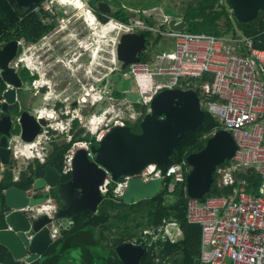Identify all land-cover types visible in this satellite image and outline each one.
Instances as JSON below:
<instances>
[{
    "label": "built area",
    "instance_id": "obj_1",
    "mask_svg": "<svg viewBox=\"0 0 264 264\" xmlns=\"http://www.w3.org/2000/svg\"><path fill=\"white\" fill-rule=\"evenodd\" d=\"M62 5H72L69 0H59ZM81 5L82 0H79ZM49 3L45 0L35 5L34 10L47 9ZM78 7V6H76ZM130 16L126 22L112 17L99 26V33L105 34L108 46L110 70H121V62L117 58L116 47L122 33L148 32L149 45H154L156 36L171 40L173 46L168 51L147 52L146 60H139L127 65V72L135 81L137 99L140 104L146 105L153 95L164 88L179 87L193 89L199 97L200 107L208 112L220 125L231 133L236 149L233 156L215 169L216 185L219 188H228V192L210 194L205 198H189L187 202L186 218L190 223L200 225L199 264H264V48L255 46L253 36L242 33L216 36L202 32L169 29L167 23L170 15L155 9H133L122 5ZM229 12L231 8L229 7ZM161 17L156 21L157 15ZM151 19L153 23L146 19ZM91 19V16L89 17ZM50 20V18H46ZM114 26V27H113ZM117 28L112 35L106 34ZM264 31V22L262 24ZM256 36V35H254ZM5 41L0 40V47ZM21 52L10 65L22 67L23 45L18 40ZM148 47V46H147ZM147 49V48H146ZM146 51V50H145ZM6 89L2 90V92ZM0 94V113H3L2 103L5 101ZM111 93L108 104L100 113L90 118L88 123L78 125L83 129L82 136L89 134L99 141L111 125L134 123L141 117L133 102L130 103L132 113H124L125 105L118 106V115L110 118L108 111L114 107ZM129 109V110H130ZM51 113L43 108L37 109V115L49 116ZM15 116L14 120H17ZM95 124V125H93ZM13 125V124H12ZM71 127V126H70ZM70 127L65 132V140L69 141L72 133ZM57 124L49 123L42 127L31 142H24L19 131L8 137V147L11 158L15 161L22 158H35L44 162L48 154L46 146L37 150L36 145L44 140L50 143L57 131ZM77 128L74 130L76 131ZM214 129L213 131H215ZM212 131V132H213ZM88 141H75L65 152L61 174H68L71 170V159L77 147H85L88 155ZM3 164L0 162V170ZM251 170L260 176L258 192L250 190L247 179L242 176ZM183 171L187 172L186 160L172 164L166 171L156 164H149L135 174L143 181L170 175L173 181L180 180ZM13 180L18 179L19 171L13 170ZM134 176V175H133ZM130 176H121L112 181L107 173L99 191L103 197L111 190L113 196L120 195ZM45 212L52 216L56 206L48 198L45 203L28 206L22 210ZM67 228V227H64ZM63 228V229H64ZM61 230L57 226L50 229L52 241L60 236ZM182 229L176 219H163L158 225L142 228L138 235L128 241L139 244L144 250L149 249L156 264H170L167 256L160 255L162 245L166 242L176 243L183 236ZM25 264H28L24 262Z\"/></svg>",
    "mask_w": 264,
    "mask_h": 264
},
{
    "label": "water",
    "instance_id": "obj_2",
    "mask_svg": "<svg viewBox=\"0 0 264 264\" xmlns=\"http://www.w3.org/2000/svg\"><path fill=\"white\" fill-rule=\"evenodd\" d=\"M12 1V0H9ZM22 8H29L38 0H14ZM231 8L234 19L245 23L258 15L264 18V0H225ZM100 11L108 12L110 5L101 1ZM169 29L181 30L187 23L179 17H172L167 23ZM144 32L122 33L116 47L120 68L140 60L139 54L146 50ZM19 46L15 38L5 41L0 47V77L6 85L2 92L4 102L0 115V162L14 163L8 147V137L13 122L19 127L21 140L31 142L46 124L44 118H36L27 104L29 93L24 88L22 77L10 62L17 55ZM18 119H13L11 106ZM206 112L200 107L199 97L193 89L179 87L157 91L149 101L148 110L139 121V130L133 131L129 124L111 125L96 144L89 145L91 155L85 147H77L71 159L69 177L53 165L46 164L41 176L36 177L29 189L10 186L3 192L4 227L0 228V245L13 260L31 263L37 260L53 242L50 229L57 226L62 230L71 226L73 215L84 210L96 212L104 197L99 191L107 173L112 181L121 176H130L124 191L117 199L130 204L150 198L166 190L160 179L143 181L135 174L149 164L161 165L171 156L173 149L186 137L187 131L196 128L205 118ZM236 149V142L225 129L213 131L204 146L186 156L190 169L185 175V192L189 198L201 199L210 191L213 172L225 160L230 159ZM134 175V176H133ZM173 181V179H171ZM56 202L54 215L35 210H22L28 206L45 203L47 199ZM123 264H139L144 247L124 241L114 247ZM59 264V263H57ZM84 264V263H81ZM170 264H178L171 261ZM194 264H199L195 258Z\"/></svg>",
    "mask_w": 264,
    "mask_h": 264
},
{
    "label": "trees",
    "instance_id": "obj_3",
    "mask_svg": "<svg viewBox=\"0 0 264 264\" xmlns=\"http://www.w3.org/2000/svg\"><path fill=\"white\" fill-rule=\"evenodd\" d=\"M97 1H106L111 10L107 16H102L106 21L112 17L119 21L126 22L130 16L129 12L122 8V0H91L90 4L96 7ZM163 6V11L171 17H180L186 23L185 30L190 32H202L206 34L236 35V29L240 30L246 36H253L255 46L264 48V31L262 24L264 18L258 15L255 19L241 23L234 19L232 13L226 7L225 0H170ZM160 0H146V4L140 6L141 9L159 5ZM180 3V4H179ZM229 7V5L227 4ZM27 10L19 7L15 2L9 0H0V40L8 41L11 38H37L47 27L42 26L37 13L33 12L32 26L30 32L26 26L24 14ZM153 23L151 19H146ZM18 23V24H17ZM16 24L15 28L13 26ZM256 35V36H254ZM146 44L149 45L150 33L145 32ZM160 40V36L154 38L153 44ZM140 60H146L147 54L140 53ZM124 72V71H123ZM22 76V72H20ZM129 75H124V86H121V80L118 82L121 89L113 87L112 95L118 98L128 95L133 100V106L141 112V117L147 111V106L136 101V96L128 90L132 85L136 87L135 81ZM126 82L128 86L125 87ZM5 88V83L0 77V94ZM137 88V87H136ZM133 94L134 96L130 97ZM2 113H0L1 115ZM140 117V118H141ZM140 118L134 123L128 124L133 131L139 130ZM77 127L73 124L72 132ZM214 129H221V125L206 112L204 120L194 129L187 131L186 137L173 149L168 160L159 167L166 173L167 169L175 163H180L186 156L204 146L206 138ZM18 132L13 129L12 133ZM83 129L78 128L73 132L69 141L65 139H53L50 142V150L44 162L35 159L33 162L21 169L18 173V179L13 180V166L3 165L0 176V228L4 227V205L3 192L10 186H17L22 189H29L36 177L43 173L46 164L53 165L61 172L65 152L75 141H90L96 144L95 137L88 135L82 136ZM224 162H227L225 160ZM183 171L182 178L175 181L174 186L170 188L171 176L166 175L163 182L166 184V190L160 191L150 198L138 200L134 203H124L113 196L111 190L106 194L103 201L99 204L96 212L84 210L74 214V223L68 229H62L60 236L55 239L45 250L41 257L28 264H123L117 257L114 247L125 240L135 236L137 232L147 226L158 225L163 219H176L182 229L183 237L176 243L166 242L162 245L160 255L167 256L170 261H176L178 264H194L195 258L199 256L200 246V225L190 223L186 218L187 202L189 197L185 192V175ZM250 185L251 192H258L260 185L259 174L247 170L242 174ZM63 179L69 177L68 174H62ZM228 192V188H219L216 185V175L213 172V182L210 191L202 198L210 194H220ZM85 233L88 239L86 244L78 242L77 238ZM0 264H25L23 261L13 260L7 250L0 245ZM139 264H156L151 251L144 250Z\"/></svg>",
    "mask_w": 264,
    "mask_h": 264
},
{
    "label": "flooded vegetation",
    "instance_id": "obj_4",
    "mask_svg": "<svg viewBox=\"0 0 264 264\" xmlns=\"http://www.w3.org/2000/svg\"><path fill=\"white\" fill-rule=\"evenodd\" d=\"M41 1L44 0H38L29 8H23L27 10L24 17L28 32L32 26L33 12L37 13L41 25L47 27V30L37 38H15L17 41L22 40L24 56L22 67L17 70L19 74L22 72L20 76L24 88L29 93L27 104L30 113L36 118H44V126L49 123L64 125L61 133L52 131L50 134L55 135L53 137H66L65 132L70 126L69 131L73 135L78 125L88 123L96 114V108L106 107L108 96L112 92L111 73L119 71L123 76L125 71L110 70L108 46L103 39L105 34H100L101 42L97 38L99 26L105 22L102 16H107L111 6L108 12H103L97 8L101 1H97L94 7L90 4L91 0H82L83 4L76 7L62 5L59 0H45L49 3L47 9L34 10L35 5ZM69 1L74 5L72 0ZM47 17L50 20H46ZM15 26L16 24L13 28ZM147 46L146 44V48ZM21 50L19 46L14 58ZM99 92H102V95ZM37 100H40L41 104L33 107ZM38 108H43L51 114L39 116ZM14 110L20 112L22 109L19 110L17 105L10 107V111L14 113L13 119L16 116ZM107 113L109 115V112ZM74 123H77V127L72 132ZM11 133L12 129L10 135ZM186 168L188 172L190 166L187 162ZM51 202L56 205L54 200Z\"/></svg>",
    "mask_w": 264,
    "mask_h": 264
},
{
    "label": "rangeland",
    "instance_id": "obj_5",
    "mask_svg": "<svg viewBox=\"0 0 264 264\" xmlns=\"http://www.w3.org/2000/svg\"><path fill=\"white\" fill-rule=\"evenodd\" d=\"M176 1L177 2H180L181 0H176ZM160 2L161 3L159 5L152 6V7L145 8V9H151L152 8V9L157 10L158 12H160V10H162V12H164L163 11V6L165 4L169 3L170 5L173 6V2L170 1V0H160ZM55 3H57V2H55ZM143 4H146V0H122V5H125L127 7L133 8V9H140V6L143 5ZM226 7L229 10V7L227 6V4H226ZM160 17H161V15L158 14L157 15V18H156V21L157 22L159 21V18ZM164 27H168V26H164ZM116 30H118V29L115 28V29L109 31L106 34V36L112 35ZM99 33H101V31H99ZM236 33L237 34L238 33H241V31L238 30V29H236ZM98 37L100 39H102V36H98ZM172 46H173V43H172L171 40L160 38V40L156 44H154V45H148V47H147V49L145 51V54L147 52H150L153 55L155 52L168 51V50H170L172 48ZM126 72H127V70H126ZM124 75H129V74L128 73H125ZM124 75L123 76L120 75V72L119 71H117V72L114 71V72L111 73V76H110V79H111V89H113V87H117L118 89H121V87L119 86L120 84H118V82L120 80H121V86L122 87L124 86V81H123L124 80ZM129 79H131V78H129ZM127 86H128V82H126V84H125V87H127ZM127 88H129L128 94H129V91H130L131 93H133L136 96V93L135 92L137 91V88L134 85H132L131 87H127ZM99 93L102 95V92H99ZM133 94H131L130 97L134 96ZM111 97L113 98V102L112 103H113L114 107H112L108 111L110 118H114V117H116L119 114L118 113V110H117V107L118 106L119 107L122 106V108H123L124 105H125V108L126 109H125L124 113L129 114V113H132L133 112L132 109H130V103H132L133 100L131 98H129L128 95L125 96V97L118 98V97L113 96L112 93H111ZM40 104H41V101L40 100H37L34 103L33 107H38ZM33 111L34 110L32 109L31 112H33ZM101 111H102V108H98V109L96 108L94 113L97 114V113H100ZM93 125H95V124H93ZM62 127L65 128L64 125L63 126L62 125L61 126H58V130L57 131H54V132L61 133L60 131H61ZM13 129H18V131H19V127L16 124V122H13L12 130ZM77 129H78V127H77ZM64 138L65 137H57L58 140H61V139H64ZM41 146H46L47 149H48V151L50 150V143H47L44 140L41 142V144H37L36 145L37 150L38 149L40 150L41 149ZM34 160H35V158H27V159H25V158L19 157V159H17L16 161H14V163H11V165L13 166V168L17 169V171H20L21 169H24L28 165V163L33 162ZM170 188H171V186H170Z\"/></svg>",
    "mask_w": 264,
    "mask_h": 264
},
{
    "label": "crops",
    "instance_id": "obj_6",
    "mask_svg": "<svg viewBox=\"0 0 264 264\" xmlns=\"http://www.w3.org/2000/svg\"><path fill=\"white\" fill-rule=\"evenodd\" d=\"M13 170H14V171H17V169H15V168H13ZM0 176H1V170H0ZM69 227H70V225H69ZM69 227H68V228H69ZM68 228H64V229H68ZM140 230H141V229H140ZM140 230H139V231H140ZM139 231L137 232V234H136L135 236L138 235ZM60 233H61V232H60ZM135 236H133V237H135ZM131 238H132V237H131ZM88 239L91 240V236L89 235V237H87V235H86L85 233H83V234H81L80 236H78L77 241L86 244V242L88 241ZM129 239H130V238H129ZM129 239H127V240H125V241H128Z\"/></svg>",
    "mask_w": 264,
    "mask_h": 264
},
{
    "label": "bare ground",
    "instance_id": "obj_7",
    "mask_svg": "<svg viewBox=\"0 0 264 264\" xmlns=\"http://www.w3.org/2000/svg\"><path fill=\"white\" fill-rule=\"evenodd\" d=\"M72 3L78 7L81 6V3L79 2V0H72ZM114 27V26H113ZM130 76V75H129ZM131 77V76H130ZM132 78V77H131Z\"/></svg>",
    "mask_w": 264,
    "mask_h": 264
}]
</instances>
